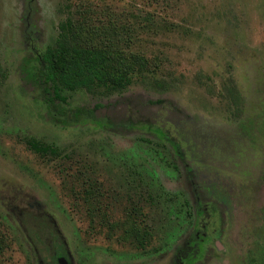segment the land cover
I'll return each instance as SVG.
<instances>
[{
	"label": "rangeland",
	"instance_id": "obj_1",
	"mask_svg": "<svg viewBox=\"0 0 264 264\" xmlns=\"http://www.w3.org/2000/svg\"><path fill=\"white\" fill-rule=\"evenodd\" d=\"M84 3L130 26L152 16L131 48L160 68L121 90L66 92L92 116L64 128L36 100L26 68ZM31 139L57 153L33 150ZM186 167L225 207L217 249L188 264H264V0H0V264L50 260L48 232L35 247L20 224L39 231L41 211L71 248L68 263L180 264L194 210ZM127 212L150 232L148 249L112 228Z\"/></svg>",
	"mask_w": 264,
	"mask_h": 264
},
{
	"label": "trees",
	"instance_id": "obj_2",
	"mask_svg": "<svg viewBox=\"0 0 264 264\" xmlns=\"http://www.w3.org/2000/svg\"><path fill=\"white\" fill-rule=\"evenodd\" d=\"M110 12L97 11L92 4H81L77 9V17L61 24V31L54 44L36 52L28 60L26 71L34 84L38 96L36 100L46 108L51 122L57 126H77L86 123L92 116V110L87 107H71L66 92L121 90L132 82L136 74H154L160 68L159 59H151L131 48L133 41L137 39L133 33L149 28L152 16L146 15L141 19L140 15H135L133 25L130 26L123 22L121 16ZM227 92L231 101L237 105L241 103V94L234 83ZM30 146L37 152L57 153L55 148L40 144L34 139L30 140ZM173 156L176 160L185 159L177 150ZM185 169L191 189L194 192L202 191L190 178L191 170L187 167ZM96 191L94 187L86 190L90 210L98 207V202L91 199ZM207 195L206 198L212 197ZM199 203L195 205L201 213L203 204ZM208 205L211 214L218 215L225 211L220 199H216L213 204L209 202ZM112 228H120L125 241L136 240L143 246L144 240H150L148 229L136 220L133 212H127L121 222L112 223ZM6 244L5 237L0 233V252ZM258 245L260 260L264 263V246L262 243Z\"/></svg>",
	"mask_w": 264,
	"mask_h": 264
},
{
	"label": "flooded vegetation",
	"instance_id": "obj_3",
	"mask_svg": "<svg viewBox=\"0 0 264 264\" xmlns=\"http://www.w3.org/2000/svg\"><path fill=\"white\" fill-rule=\"evenodd\" d=\"M190 190L193 196L194 210L192 209V212H189L186 215V217L190 219L188 236L185 238V241L181 246L176 247L180 264H188L192 263L193 261H197L198 259H204L205 256L209 255L210 249H217L218 241L222 239L223 235V230L220 228V237L215 236V234L218 233V229L216 228L215 224L216 217H218V215L211 214L208 211V203L210 202L213 204L216 198L213 197V195L209 198L202 197L204 192H194L191 189V185ZM203 200H205V203H203ZM197 202H200L199 204L201 205L203 204V206H201V213L198 212L195 205L197 204ZM33 218H41L37 223V228L39 229V231L35 230L34 233L29 232V229L25 227L23 220H21L20 224L26 232L29 240L35 245V247H38L35 244V239L37 238L38 241L44 243L42 241L41 234H46V232H48L47 239L49 241V244H44V247L41 248L46 249L47 254H51V258L50 260L40 258L39 263L42 264L43 262H45V264H73V262L68 263V261H66L67 259L70 261V258L72 257L69 250L71 248L68 246V243L65 240L61 230L59 229L54 217L46 211H41L39 212L38 216H35ZM214 226L216 229H213ZM148 233V235L150 236L149 231ZM149 242L150 240H144V245L141 246V249H148L147 244ZM65 258L66 260H64Z\"/></svg>",
	"mask_w": 264,
	"mask_h": 264
}]
</instances>
